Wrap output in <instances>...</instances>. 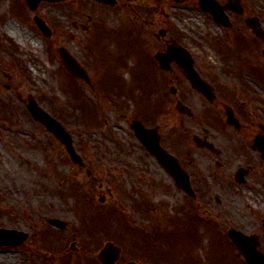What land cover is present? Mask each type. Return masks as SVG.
Here are the masks:
<instances>
[{"label":"rangeland","instance_id":"rangeland-1","mask_svg":"<svg viewBox=\"0 0 264 264\" xmlns=\"http://www.w3.org/2000/svg\"><path fill=\"white\" fill-rule=\"evenodd\" d=\"M196 1L134 3L119 12L124 20L119 34L131 39L130 32L137 36L142 29L179 32L201 73L222 95L239 100L246 94L241 81L258 86L264 79L258 52L241 45L242 34L227 32L221 43L223 35ZM91 2L44 3L31 12L24 0H0V229L28 235L19 247H0V259L12 264H100L98 253L112 241L121 250L117 264H228L233 258L219 244L227 229L248 227L254 223L252 214L264 218V173L256 167L245 184L235 181L236 170L254 162V156H245L239 141L228 137L232 132H218L217 118L211 115L214 131L189 128L181 133L183 142L180 135L176 139L178 155L193 163L197 201L165 194L166 186L155 181V167L130 130L132 120L153 108L157 93L150 90L145 103L138 97L143 91L134 89L138 101L129 99L132 86L126 84L146 89L135 81L143 64L136 60L133 66L130 42L113 37L118 9ZM252 5L264 21V0ZM33 16L47 24L49 38L39 32ZM11 22L30 33L36 45L11 36L6 31ZM60 47L92 72V87L68 77L57 53ZM241 61L252 69L244 74V65H237ZM248 87L264 98L262 88ZM29 97L69 133L83 168L73 165L56 137L31 118ZM259 100L251 101L250 109L252 118L264 124ZM158 110L152 109V115ZM191 136L208 137L219 153L198 148ZM171 230L173 243L166 236Z\"/></svg>","mask_w":264,"mask_h":264},{"label":"flooded vegetation","instance_id":"flooded-vegetation-1","mask_svg":"<svg viewBox=\"0 0 264 264\" xmlns=\"http://www.w3.org/2000/svg\"><path fill=\"white\" fill-rule=\"evenodd\" d=\"M115 1V7L120 8L121 10H124L132 4L131 2H126L124 0ZM214 1L219 6L221 16L224 18L227 27L220 25L212 15L207 13L210 16L212 23L223 28L226 33L242 34L244 36L243 41L245 47L247 48V45L249 44L252 50L255 52L257 50V52H260V55L263 57L264 21L259 18L260 15L255 11L252 5L253 0ZM197 8H200L199 0L197 1ZM148 25H150V22H148ZM160 29H158L157 32L152 30L144 31L140 36L141 38L138 40L141 44V48L150 58L149 64L153 65L154 69L157 68L159 76L164 83L159 95V116L147 126L157 129L156 131L159 135L160 144L166 148L169 153L175 156L179 165L187 171L190 176L191 187L195 194L198 195L196 180L193 174V163L190 159H185L178 155L176 139L179 134L187 131L189 128H199L204 129V131L206 128L212 129L211 124L213 119L211 115H214L217 118L218 127L221 131H223V128H229L239 135L238 139L241 142L245 156H248L249 152L254 156L255 161L248 165L246 164L243 168V183L252 176L256 167L261 169V172L264 173V152L260 150L258 145L254 144V139L258 135L264 136V124L256 122L252 118L253 111L250 109L251 101L254 103L258 101L260 103V96H257L258 94H256L250 87L243 86L246 94L241 99L227 98L230 94L228 95L224 93L225 97L220 93V88L214 85L208 76L201 73L198 69L199 67L194 61L193 67L195 71H198L196 72L201 79L203 78L202 80L204 82L207 81L206 83L209 86L210 92L209 98L198 93L190 85V82L186 78L185 72L182 70L179 62H175L171 59L168 62L162 63L163 66L160 67L159 63L156 61V53H165L167 46H180L179 44L184 45L181 40L182 35L179 32L178 34L175 33L171 35L169 34L170 31H168V29ZM186 48L190 51L189 47L186 46ZM262 60L264 66V57ZM258 81L259 85L264 87V79L260 77V80ZM231 99H233V103L230 102ZM262 104L264 105L263 101ZM228 116L231 121L230 123L228 122ZM201 139L209 141L206 136L201 137ZM151 161L152 165L157 168V172L162 173V175L158 174L161 187L166 186L163 187V189L170 191V188L166 183V180H169L171 182V188L183 197V192L174 186L171 178L164 172V170L161 169L154 160L151 159ZM252 216L254 218V223H250L248 227L240 225L236 230L240 231V233L245 236L243 242L245 250L250 252H260L264 255V219H258L253 214ZM223 242L225 244L226 253L229 256L237 259L239 264H246L243 256L228 237H226Z\"/></svg>","mask_w":264,"mask_h":264},{"label":"water","instance_id":"water-1","mask_svg":"<svg viewBox=\"0 0 264 264\" xmlns=\"http://www.w3.org/2000/svg\"><path fill=\"white\" fill-rule=\"evenodd\" d=\"M40 1L41 0H27V3L30 6V8L34 9V7ZM46 1L57 2V1H61V0H46ZM34 20L37 23V25L40 26L41 29H42V27H44L43 23L40 20H38L37 18H35ZM60 52L62 54V62L66 66V68L69 71H71L72 74L88 80L86 78L85 74L82 72V70H80L78 68V66L67 55V53L64 52L63 50H61ZM184 68L186 71H188V76L190 77L191 74L189 73V71H191V70L189 69L188 65L184 66ZM192 80H193L194 84L196 86H198V88H201V84L198 83L195 79H193V77H192ZM28 109H29L31 115L33 116V118H35L36 120L43 123L49 131H51L52 133H54L57 136V138L66 146V149L69 152L71 159L74 162H77L79 158H78V156H76V154L72 148L71 139L68 136V134H66L63 131L61 126L56 121H54L49 115H47L44 111H42L31 99H30V105H29ZM134 130H135V133L138 136V138L146 145L147 149L151 153L156 154L158 151V147L156 145H154V146L148 145L145 141V138H147L153 142V140L150 136V133L143 130L142 128H139V127H135ZM158 157L162 158L163 160H166L168 165H172V163L166 158V156L164 154H160V155H158ZM163 163L165 164V161H163ZM5 236H11L12 238L8 239ZM25 238H26L25 235L22 233L0 230V245L6 244V243H9L12 245H17L20 242H22ZM116 252H117V250L114 247H112L111 244H107L105 249L101 252L100 257L103 260V262H105L107 264H111V261L114 258V255H116ZM112 254H113V256L111 257ZM249 264H264V259L257 260V261H249Z\"/></svg>","mask_w":264,"mask_h":264},{"label":"bare ground","instance_id":"bare-ground-1","mask_svg":"<svg viewBox=\"0 0 264 264\" xmlns=\"http://www.w3.org/2000/svg\"><path fill=\"white\" fill-rule=\"evenodd\" d=\"M6 31L13 37L19 39L23 43H30L33 46L36 45V39H31L30 33L24 31L17 23H10L6 27ZM41 41V40H40ZM38 42V41H37ZM0 264H12L8 259H4L3 257L0 259Z\"/></svg>","mask_w":264,"mask_h":264}]
</instances>
